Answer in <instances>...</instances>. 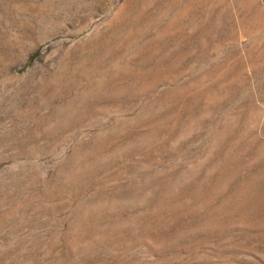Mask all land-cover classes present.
Here are the masks:
<instances>
[{
  "label": "rangeland",
  "instance_id": "374dc122",
  "mask_svg": "<svg viewBox=\"0 0 264 264\" xmlns=\"http://www.w3.org/2000/svg\"><path fill=\"white\" fill-rule=\"evenodd\" d=\"M0 264H264V0H0Z\"/></svg>",
  "mask_w": 264,
  "mask_h": 264
}]
</instances>
